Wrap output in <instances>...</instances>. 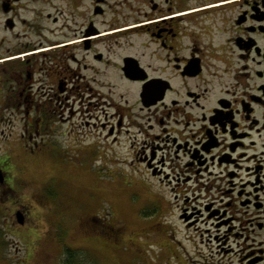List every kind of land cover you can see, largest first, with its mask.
I'll list each match as a JSON object with an SVG mask.
<instances>
[{"label": "rangeland", "instance_id": "1", "mask_svg": "<svg viewBox=\"0 0 264 264\" xmlns=\"http://www.w3.org/2000/svg\"><path fill=\"white\" fill-rule=\"evenodd\" d=\"M3 1L0 159L10 162V182L0 187V264H65L67 248L81 264H248L234 240L239 228L219 225L238 216V200L183 165L184 156L157 149L164 142L152 136L148 110L134 105L136 85L115 80L82 101L57 87L50 93L54 83L37 69L33 105L44 118L34 133L31 54L42 62L46 46L65 37L64 24L82 21L86 2L14 0L5 12ZM21 70L25 89L16 87ZM11 84L23 94L9 100Z\"/></svg>", "mask_w": 264, "mask_h": 264}, {"label": "flooded vegetation", "instance_id": "2", "mask_svg": "<svg viewBox=\"0 0 264 264\" xmlns=\"http://www.w3.org/2000/svg\"><path fill=\"white\" fill-rule=\"evenodd\" d=\"M79 2H86L82 21L70 30L64 24L65 37L46 43L42 62L41 53L31 54V129L39 134L44 118L33 105L37 69L54 83L50 93L57 87L82 101L115 80L136 85L134 105L148 110L151 134L164 142L157 149L226 184L220 190L238 200L240 213L219 225L231 220L226 231L239 228L233 235L242 259L264 264V0ZM17 78L25 89L22 70ZM11 86L6 99L23 94ZM9 173L1 158L0 187Z\"/></svg>", "mask_w": 264, "mask_h": 264}, {"label": "water", "instance_id": "3", "mask_svg": "<svg viewBox=\"0 0 264 264\" xmlns=\"http://www.w3.org/2000/svg\"><path fill=\"white\" fill-rule=\"evenodd\" d=\"M12 0H4L3 3H2V8L5 12H9L12 8H13V5H12ZM6 25L9 27V28H13L14 25H15V21L13 18L9 17L7 20H6ZM19 220L21 222H23V217L21 218L19 216Z\"/></svg>", "mask_w": 264, "mask_h": 264}, {"label": "trees", "instance_id": "4", "mask_svg": "<svg viewBox=\"0 0 264 264\" xmlns=\"http://www.w3.org/2000/svg\"><path fill=\"white\" fill-rule=\"evenodd\" d=\"M24 64H26L25 62H23ZM67 252H68V259L67 261H65V264H81L78 261V252L71 249V248H67Z\"/></svg>", "mask_w": 264, "mask_h": 264}]
</instances>
